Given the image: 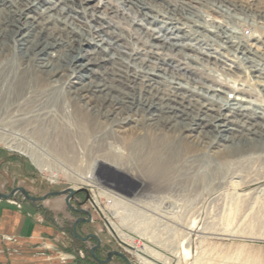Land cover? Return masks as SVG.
I'll return each mask as SVG.
<instances>
[{
	"label": "rangeland",
	"instance_id": "1",
	"mask_svg": "<svg viewBox=\"0 0 264 264\" xmlns=\"http://www.w3.org/2000/svg\"><path fill=\"white\" fill-rule=\"evenodd\" d=\"M152 1L173 8L178 17L174 19V32L199 48L161 56L140 55L144 69L156 68L154 72L162 75L156 77L159 87L165 83V74L174 81L184 73L203 87L238 79L242 85L237 86L244 92L264 98V48L261 51L254 46L253 53L246 52L247 44L256 41V46L264 45V0ZM114 21L125 27L120 35L139 31L121 18ZM217 58L234 68H222L225 65ZM12 74L8 80L17 85L8 87L4 96L0 94V192L7 194L23 187L30 195L41 197L51 191L78 189L70 204L89 211L91 221L78 223L76 232L99 238L97 258L118 251L128 261L117 255L106 263L92 258L89 250L95 240L82 241L72 235L74 221L86 215L66 204L53 220L58 226L54 240L58 248L45 247V257L59 264H148L141 256L151 264H264V145L259 147V142L251 140L255 135L249 128L233 135L243 144L231 145L228 141L218 148L209 146L211 132L199 135L201 143L184 137L177 129L162 133L146 128L142 130L145 146L141 143L140 147L143 153L153 151L158 159L155 164L143 163L142 170H130L123 159L112 160L107 145L111 134L104 129L100 115L75 120L73 111L68 113L67 107L59 104L58 116L53 118L27 113L37 98H65L64 93L53 92L42 77L31 72L18 68L13 78ZM2 78L0 74V82ZM29 80L34 91L27 89ZM249 113L235 117L251 118ZM121 148L126 149L124 145ZM23 150L33 151L48 169L40 170ZM96 157L102 161L95 163ZM91 170L92 185L79 177ZM105 192L118 196L113 200ZM164 197L171 205L169 213L164 212ZM129 199H136L137 204ZM17 201L28 199L20 192L7 199L9 204L19 206ZM118 232L140 248L145 247L149 254L142 249L140 255L135 254L133 245H128ZM181 245L188 255L183 254Z\"/></svg>",
	"mask_w": 264,
	"mask_h": 264
},
{
	"label": "bare ground",
	"instance_id": "2",
	"mask_svg": "<svg viewBox=\"0 0 264 264\" xmlns=\"http://www.w3.org/2000/svg\"><path fill=\"white\" fill-rule=\"evenodd\" d=\"M185 5L188 6L186 1ZM161 6L152 0H0V74H3L0 94L4 96L8 87L17 85L8 77L14 72L13 78L18 68L42 77L45 86L51 87L53 92H63L65 98H37V103L30 105L27 113L53 118L58 116L59 104L61 108L66 106L68 113L73 111L75 120L100 115L104 129L111 134L107 145L113 153L112 160L123 159L130 170H142L143 163L158 159L153 151L143 153L140 147L144 145L142 130H150V127L152 132L160 130L162 133L177 129L184 137L201 143L199 135L211 132L213 138L209 146L213 148L223 147L228 141L231 145L239 144L240 138L235 140L234 133L249 128L255 135L251 140L262 147L264 98L244 92L238 79L227 85L203 87L184 73L182 78H176L178 81H173L172 76H166L163 71L165 83L159 87L156 77H162L160 72H154L156 68L144 69L140 55L161 56L175 50L176 44L157 42L153 35L156 12ZM161 14L169 15L173 20L178 18L171 7L162 9ZM117 17L136 25L139 31L120 35L125 27L115 24ZM194 45L185 43L183 48L198 51ZM256 45V41L247 44L246 52H251L254 46L261 51L264 48V45ZM184 49L176 52L184 53ZM166 51L169 52L165 54ZM216 61L225 65L222 66L224 69L233 67L220 58ZM145 65L149 67V64ZM30 83L29 80L27 89L34 91ZM159 88L163 90L159 92ZM227 90L233 91L234 98L226 97ZM185 91L191 94L183 95ZM247 112H251V118L238 120L235 117ZM23 152L40 170L48 169L33 151ZM100 161L98 157L94 159L95 163ZM113 161L111 165H115ZM119 168L123 169L122 166ZM91 175L92 170L79 177L82 182L92 185L95 183ZM105 194L113 200L118 196L116 193ZM164 199L167 202L164 212H167L171 205L167 197ZM127 201L137 204L136 199ZM94 203L100 206L96 198ZM118 235L128 245H133L135 254L140 255L141 249L149 254L131 238L121 232ZM182 252L189 254L184 246Z\"/></svg>",
	"mask_w": 264,
	"mask_h": 264
},
{
	"label": "crops",
	"instance_id": "3",
	"mask_svg": "<svg viewBox=\"0 0 264 264\" xmlns=\"http://www.w3.org/2000/svg\"><path fill=\"white\" fill-rule=\"evenodd\" d=\"M35 202L17 201V206L0 199V264H59L45 257L43 249L58 248L54 241L58 226L53 220L65 207L64 196Z\"/></svg>",
	"mask_w": 264,
	"mask_h": 264
},
{
	"label": "water",
	"instance_id": "4",
	"mask_svg": "<svg viewBox=\"0 0 264 264\" xmlns=\"http://www.w3.org/2000/svg\"><path fill=\"white\" fill-rule=\"evenodd\" d=\"M16 192H20L26 199L33 201V202L45 200L46 198H48L50 196L65 195V198H64L65 204L71 210L86 215V218L85 217H78L74 221V223L72 225V235H73V237H75L79 240H82V241H86L90 238L95 240V242H96L95 245L93 247H91L89 250V253L92 256V258H94L98 263H106V262L111 260L113 255H117V256L124 258L126 261H128L127 257L123 253L118 252V251L107 252L106 258H104V259L97 258L95 256V250L99 247V242H100L99 238L95 234H87L83 237L76 232V226L78 223L91 221V213L89 211L82 209V208L76 209L70 204V200L76 194V192H78V189L74 190L72 188H67V189H63L60 191H51V192H47L46 194H44L41 197H37V196H31L23 187H16V188L12 189L7 194L0 192V199H10ZM86 200H88V197L86 198Z\"/></svg>",
	"mask_w": 264,
	"mask_h": 264
},
{
	"label": "built area",
	"instance_id": "5",
	"mask_svg": "<svg viewBox=\"0 0 264 264\" xmlns=\"http://www.w3.org/2000/svg\"><path fill=\"white\" fill-rule=\"evenodd\" d=\"M170 6L163 4L161 6V9L159 11L156 12V17H155V23H154V27L155 31H154V36L157 37V42H172L173 44H176L175 46V50H173L172 53H178L176 51H180L183 48V44H187V41L182 40L174 31H175V25L174 22L176 20H173L172 18H170L169 15H162L161 14V10L162 9H166L169 8ZM149 48H151L149 46ZM185 50V49H184ZM169 51L164 52L165 54L168 53ZM232 90H227V94L226 97L227 98H234V94L232 93ZM107 204H109V200H106ZM93 202V199H92ZM106 204V205H107Z\"/></svg>",
	"mask_w": 264,
	"mask_h": 264
},
{
	"label": "flooded vegetation",
	"instance_id": "6",
	"mask_svg": "<svg viewBox=\"0 0 264 264\" xmlns=\"http://www.w3.org/2000/svg\"><path fill=\"white\" fill-rule=\"evenodd\" d=\"M99 248V247H98ZM98 248L95 250V253L98 251ZM114 256H116V255H113L112 257H114ZM112 259V258H111Z\"/></svg>",
	"mask_w": 264,
	"mask_h": 264
}]
</instances>
